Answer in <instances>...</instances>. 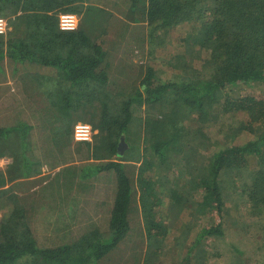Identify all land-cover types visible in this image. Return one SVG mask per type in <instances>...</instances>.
I'll return each mask as SVG.
<instances>
[{
    "label": "trees",
    "instance_id": "obj_1",
    "mask_svg": "<svg viewBox=\"0 0 264 264\" xmlns=\"http://www.w3.org/2000/svg\"><path fill=\"white\" fill-rule=\"evenodd\" d=\"M103 2L0 0V107L32 109L0 120V264H213L206 241L225 235L233 195L248 203L239 217L264 255V167L244 156L264 157V103L231 94L264 85V0ZM65 12L80 16L72 31L59 28ZM207 18L197 45L144 63L135 83L122 77L129 61L111 69L123 41L142 34L136 45L154 57L157 34ZM236 109L251 138L233 147L211 128ZM76 123L91 126V141L73 138ZM80 195L102 200L86 213ZM43 206L48 244L31 225ZM187 210L219 220L197 226Z\"/></svg>",
    "mask_w": 264,
    "mask_h": 264
},
{
    "label": "rangeland",
    "instance_id": "obj_2",
    "mask_svg": "<svg viewBox=\"0 0 264 264\" xmlns=\"http://www.w3.org/2000/svg\"><path fill=\"white\" fill-rule=\"evenodd\" d=\"M104 6L103 7H110L108 6V3L110 0H103ZM116 8H113V10ZM120 12L113 11L115 17L119 20H122L124 22L127 21V18L125 16L124 7L119 4L117 8ZM77 18V21L79 22V15L74 14ZM211 20V18L203 19L200 21H194V19L191 22H186L181 25H178L174 27L172 30H168L165 34H157L155 36L156 42H159L161 46L155 49L154 57L149 54L147 47L139 48L138 40L142 34H139L137 38H132L130 40V43L127 44L126 41H123L121 47L115 52L112 53V66L111 69L117 67V64H122L123 62L129 61L130 63V72L123 75V79L127 81H133L135 83L137 81L136 74H139L140 72V66L144 63L152 62L156 63L158 67L159 65L164 66V62L167 59L166 57L168 55H173L174 53H186L188 52L189 43L193 42L197 45L198 43V37L199 33L209 24L208 21ZM137 25V24H134ZM138 26H144L145 25H138ZM138 30H141L140 27H137ZM143 29V28H142ZM264 45V41H262ZM204 58V53H202ZM118 57H122V61L117 63ZM203 58L200 59L199 64L201 65L203 62ZM259 67H264V59L262 60V63L259 65ZM13 82H11L12 84ZM132 83V84H133ZM14 84V83H13ZM233 96L238 95H246L251 98L258 99L259 102L264 103V85L261 82H258L254 84L253 86H245L240 85L236 88H234L231 92ZM264 109V104H261ZM259 105V106H261ZM32 106V105H30ZM3 107V106H2ZM31 108L27 109L25 111H22L18 115H15L14 112L7 115V111L5 109H2L0 107V120H4L5 115H7V120H11L13 117H27L31 114ZM246 118V112L240 109H236L234 111L225 112L223 113V116L218 119V121H214L212 124V136L213 138H217L218 140H222L221 137H223L226 141H228V145L236 147V146H242L243 142L249 140L251 138V133L247 131H241V128L239 127L238 121H241ZM220 129L223 130V133L220 131ZM225 131V133H224ZM221 135V137H220ZM92 140V139H91ZM222 142V141H221ZM245 159L247 160V164L251 167H259L262 169L264 167V157L249 154L248 152H244ZM0 167L1 166L0 164ZM47 173L46 170H42L41 174ZM16 190H20L19 188H16ZM75 193V191L73 192ZM74 195V194H73ZM75 196V195H74ZM85 196L88 200L87 206L85 209V212L87 213L90 211L92 207V201L102 200L101 198H92L93 196L90 195H80ZM227 206H229V210L226 212L225 216L223 217V223L222 226L225 228V235L221 238H213L207 239L206 245L207 249L210 252L211 255V262L213 264H260L264 261V255L261 253L258 254L255 250L256 247L254 244L250 243L252 242L253 235L257 233V228L255 225L252 224L251 221L246 222L247 226H245L244 223H241L239 214L240 212H244V210L249 207L248 203H245L243 200H241L240 197L237 195H233L232 198H229L227 200ZM246 207V208H244ZM6 210V208H5ZM47 207L43 206L40 208L39 213L37 216H35L31 220V225L33 227V233L38 239L40 243L48 244L47 242L50 240L49 232L52 229V225L50 226L47 222H44L43 215L47 213ZM1 212V211H0ZM188 218L193 217L195 219L196 225H204L207 223H211L212 220L217 222L219 220L218 215L213 214V219L207 218L206 216L196 215L191 210H187L186 213ZM239 219L236 223L235 220ZM249 218L255 219L254 214H249ZM232 223V224H231ZM49 225V226H48ZM76 227L79 225H83V221L76 223ZM242 225L244 226V231H242ZM197 228V227H196ZM176 229H173L174 231ZM48 238L46 239V237ZM250 240V241H249ZM234 248H238L243 251V253L239 252L237 253ZM263 250V249H262ZM261 250V251H262ZM258 248V252H261ZM168 261L170 260L167 258ZM167 259L164 257L163 261H167Z\"/></svg>",
    "mask_w": 264,
    "mask_h": 264
},
{
    "label": "built area",
    "instance_id": "obj_3",
    "mask_svg": "<svg viewBox=\"0 0 264 264\" xmlns=\"http://www.w3.org/2000/svg\"><path fill=\"white\" fill-rule=\"evenodd\" d=\"M59 28L64 31H72L77 26V18L73 13H60L58 15ZM7 30V20L0 16V35L4 34ZM91 126L85 123H76L73 128V138L76 141H91L92 139ZM9 162L7 157L0 158L1 166Z\"/></svg>",
    "mask_w": 264,
    "mask_h": 264
}]
</instances>
